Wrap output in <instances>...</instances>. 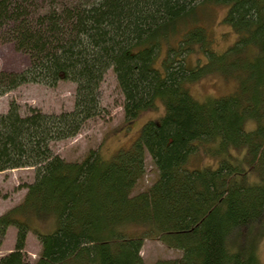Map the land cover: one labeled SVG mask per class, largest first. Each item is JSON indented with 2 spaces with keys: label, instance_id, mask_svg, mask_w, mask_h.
<instances>
[{
  "label": "trees",
  "instance_id": "1",
  "mask_svg": "<svg viewBox=\"0 0 264 264\" xmlns=\"http://www.w3.org/2000/svg\"><path fill=\"white\" fill-rule=\"evenodd\" d=\"M213 5L226 6L223 22L236 36L221 52L199 23ZM0 34L30 59L18 71L0 67V96L31 82L75 84L70 110L22 114L11 100L0 114V171L34 168L22 201L0 214V246L15 228L0 264H144L150 237L181 250L155 264H262L253 230L264 219V0H0ZM196 47L204 61L190 66ZM109 68L125 124L160 105L162 113L107 159L97 148L65 160L52 143L101 114ZM211 72L235 87L195 98L189 84ZM208 149L219 156L214 165L189 163ZM146 154L157 177L134 192ZM48 214L53 226L37 230L41 250L28 262L30 220Z\"/></svg>",
  "mask_w": 264,
  "mask_h": 264
},
{
  "label": "rangeland",
  "instance_id": "2",
  "mask_svg": "<svg viewBox=\"0 0 264 264\" xmlns=\"http://www.w3.org/2000/svg\"><path fill=\"white\" fill-rule=\"evenodd\" d=\"M63 1L71 2V0ZM225 13L226 6L213 5L205 8L200 16L199 23L203 26L210 39V45L216 52L225 50L236 38L235 33L223 22ZM165 48L166 45L163 44L158 60L164 55ZM186 59L190 66L204 61L198 47L194 48ZM29 60L28 53L18 50L12 40L0 36V67L3 70H21L29 64ZM234 87L233 78H227L218 72L205 73L198 80L189 84L191 94L199 100L226 94ZM99 91L100 103L103 108L101 114L87 120L76 135L52 143L53 151L65 160H81L90 149L97 148L100 155L107 159L118 149L127 148L135 140L143 122L149 118L157 119L162 113L160 105L158 110H148L131 124H125L122 107L123 95L112 68H109L104 74ZM74 93L75 84L69 80H60L55 86L34 82L26 83L0 96V114L7 111L11 100H15L19 104L22 114L27 113L32 107L45 113L70 110L73 108ZM252 126V122H247V128ZM231 151L238 156L243 153L241 148L237 150L231 148ZM218 158V155L208 149L193 156L189 163L198 167L209 166L214 165ZM144 162L145 173L137 182L134 192L147 188L157 177V169L148 154H146ZM33 179L34 168L32 167L0 171V214L22 201L26 192L25 185L32 182ZM41 219L32 217L30 220L31 228L27 233L24 247V256L28 262H34L41 250L37 230L47 231L53 226V217L49 214L46 218ZM253 238L256 244L257 258L264 264V219L253 230ZM14 239L15 228L9 226L0 246V257L13 249ZM140 255L144 264H155L160 259H178L181 256V250L167 247L159 239L150 237L144 239Z\"/></svg>",
  "mask_w": 264,
  "mask_h": 264
}]
</instances>
